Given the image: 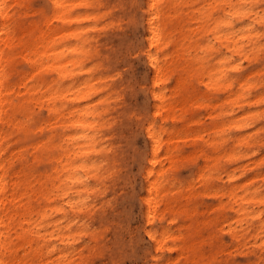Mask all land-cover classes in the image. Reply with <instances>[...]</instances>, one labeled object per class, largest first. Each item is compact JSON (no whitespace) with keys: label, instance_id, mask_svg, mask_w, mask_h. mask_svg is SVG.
I'll list each match as a JSON object with an SVG mask.
<instances>
[{"label":"bare ground","instance_id":"1","mask_svg":"<svg viewBox=\"0 0 264 264\" xmlns=\"http://www.w3.org/2000/svg\"><path fill=\"white\" fill-rule=\"evenodd\" d=\"M198 1L50 0L49 14L35 10L25 17V0L11 4L0 0V264H65L75 248L71 239L87 226L88 220L77 219L78 213L91 218L103 207L99 200L108 188L122 184L118 170L123 157L121 140L131 113L118 97L116 85L120 82H108L103 64L111 60L114 50L102 42L101 33L126 26L142 27L135 52L147 62L150 94L155 101L153 119L143 112L135 115L138 121L146 117L141 209L147 221L163 223L167 214L198 215V207L190 208L182 201L181 195L191 196L175 185V170L183 159L195 163L203 157L206 163L198 170L205 180V167L213 170L208 178L223 180L221 168L240 162L234 172L227 173L230 184L215 192L220 197L218 208L226 210L221 213L226 221L231 220L229 231L240 256L235 263L264 264V183L255 185L258 178L264 181V174L256 170L264 158L252 162L254 167L242 164L264 149V128L262 132L235 134L228 132L223 122L213 138L200 132L195 135L203 144H188V134L164 128L168 118L174 119L175 102L167 97L177 66L171 56L187 60L184 69L191 78L200 73L210 78L215 92L233 103L226 113L251 106L253 89L264 85V78L254 81L257 73H264V10L257 9L262 0H203L205 5L195 9ZM216 11L221 14L215 18ZM247 18L252 21L244 24ZM235 20L241 23L236 26ZM191 21L199 23V28H191ZM200 32L213 33L219 44L218 65L213 68L197 66L205 61L201 54L205 47L194 39ZM172 44L173 53L169 51ZM213 46L210 42L206 49ZM20 56L30 66L22 77H18ZM235 56H243L249 63L238 77L229 74L243 68ZM200 68L203 71L199 72ZM94 70L101 75L96 79L85 76ZM183 80L179 78L178 84ZM43 110L48 114L38 116ZM249 115L264 121L263 110ZM242 117L232 121L239 129L248 125ZM182 142L187 143L186 150ZM238 170L241 178L236 180ZM57 198L63 200L62 205L50 207ZM48 209L69 216L65 226L61 221L52 222L55 227L49 234L57 236L60 243L59 255L50 261L45 257L57 246L48 247L45 255L40 244L41 237L46 240L47 235L42 230L51 222ZM161 228L160 232L153 228L146 231L158 250L169 240L181 239L183 243L168 245V250L178 254L165 261L156 257L154 264L232 262L197 258L193 235ZM91 238L99 241L93 231Z\"/></svg>","mask_w":264,"mask_h":264},{"label":"rangeland","instance_id":"2","mask_svg":"<svg viewBox=\"0 0 264 264\" xmlns=\"http://www.w3.org/2000/svg\"><path fill=\"white\" fill-rule=\"evenodd\" d=\"M13 1L7 0V3L11 4ZM202 5H205V1L199 0L196 2L195 9L200 8ZM52 6L50 0H25L22 10L27 12L25 17L33 11L35 12V10L40 15H47L50 13ZM247 6H250V4L247 3ZM186 9L192 10L193 7H187ZM257 9L264 10V0L258 3ZM220 14V11H216L214 17H219ZM17 18L20 17L17 16ZM251 21L252 19L247 18L243 20V23L245 24ZM240 23V21L235 20L236 26ZM189 26L196 29L199 28V23L191 21ZM179 31L177 29L176 39L180 38ZM142 34L143 30L141 26L137 28L126 26L123 29H118L113 32L101 33L102 42L107 48L114 50L111 54V60L103 64L106 75L108 76V82H120L121 85H116L118 88V97L126 102L127 109L131 113L128 118L129 121H126L127 123L125 122L124 136L121 140L123 157L119 163L118 170L122 184L116 188H108L105 195L99 200L100 203H103V207L97 209L91 218H89L90 214L86 215L85 212L78 213L79 218L77 219H80L83 223V219L88 220L85 223L87 226H85L86 229L84 232L76 233L75 237L71 239L75 248L70 254L69 260L65 261V264H154L156 261L155 258L159 256L162 258L161 261H165L167 258L175 257L178 254L176 250H168V245L174 243L180 245L183 241L181 239L169 240L165 245L166 247L158 250L146 231L153 228L160 232L162 229L161 226L170 228L175 233H182L186 236L193 235L192 238H195L197 241V258L204 256L207 260L215 258L218 261L231 259L232 262L230 264H241L240 262L235 263V260L240 258V256L236 251L231 232L229 231L228 223L231 220L226 221L221 215L226 210L218 208L220 197L216 196L215 193L216 190L223 189L230 184L227 173L234 172V167L240 162L221 168L219 172H221L223 180L208 178L207 176L213 172L208 167L204 168V177H206V180L202 176H199L200 172L198 169L206 163L203 157L198 158L195 163H192L188 159H183L180 162L175 170V185L180 186V189L185 194L191 196L190 198H185L184 195H181L182 201L185 204L188 203L187 205L190 208L198 207L199 213L194 218L185 217L184 215L171 216L167 214L166 221H163V223L160 220L149 223L146 218V213L141 209L143 204L141 201V197L143 196L142 168L147 147V136L144 130L145 125L143 120L146 117L142 121H138L135 115L143 112V114H148L153 119L155 107V101L150 94L149 67L145 58L135 52L136 40L142 37ZM213 37V33L210 32H200L199 35H195L194 39H197V42L205 47L203 52H201L205 56V61L198 62V67L204 65L208 69L218 65L216 56L218 55L219 44L216 43V39ZM210 42L214 43V46L212 47L213 49L208 51L206 47ZM173 48L174 44L169 46L171 53L174 51ZM171 59L174 60L177 66L174 68L172 78L169 81L167 97L171 96L173 98L175 108L173 110L174 119L168 118L164 122L165 129L182 131L184 134H188V144L193 142L203 144L204 141L201 138L195 137L198 132L204 134L206 138L215 137L217 135V127L223 124V122H226V129L231 133L262 132L261 129L264 128V121L261 117L257 115L246 116V114L257 111L262 113V110L264 111V85L253 89L251 106L245 105L243 109L236 108V111H239L235 114L226 113L233 103L229 100V102H226L224 100L225 96L221 98L215 92L210 78L206 74L202 76L200 73L199 77L196 75L191 78L188 69H184V66L187 67V60L185 61L183 57L175 59L172 56ZM235 61L242 62L243 68L241 71L231 70L229 74L238 77L249 63L243 56L241 59L235 56ZM18 62L19 68L21 69L18 77H22L25 73H28L30 66L21 56L18 57ZM201 71H203L202 68H200L199 72ZM49 75V78L53 77L51 73ZM100 75L98 70L85 74V76H89L92 79H96ZM263 75L264 73L262 75L257 73L254 81H260L259 79L264 78ZM179 78L185 79L183 80V84H178ZM113 100L114 98L109 101ZM222 110H224V113L221 115ZM248 110L250 111L246 112ZM47 114L43 110L38 113V116H46ZM239 117H242V122L248 124L241 129L232 123L234 119ZM187 143L182 142L180 144L184 150H186ZM209 150V153L212 154L211 149ZM28 157L31 156L29 155ZM261 158H264V149L260 150L258 154L252 155L249 160L244 161L245 163L241 162L242 164L249 163L254 167L255 164H252V162ZM258 168L256 170L264 174V163ZM236 176V180L241 178L239 177V170L238 173L236 171ZM262 183H264L263 179L258 178L255 185ZM62 203L63 200L57 198L49 205L50 207H54L62 205ZM48 212L51 222L47 228H43L42 232L47 235L46 240L44 237H41L40 244L43 246L45 255H47L46 251L48 247L51 248L53 245L57 246V248L45 257V260L48 259L50 261V259H54L59 255L58 244L60 243L57 236H51L49 234L55 227L52 225V222L56 223L57 221H61L62 225L65 226L68 220L67 217L69 216H66L62 211L55 212L52 209H48ZM101 215H103V218H101ZM220 225L222 226L219 228ZM91 231L98 235L99 241L90 239ZM14 237L15 241L19 242V238L15 234ZM200 263L202 264V262ZM48 264H51V262ZM179 264L187 263L186 260H181ZM223 264L227 263L223 262Z\"/></svg>","mask_w":264,"mask_h":264}]
</instances>
